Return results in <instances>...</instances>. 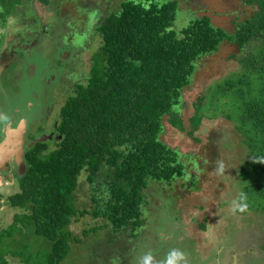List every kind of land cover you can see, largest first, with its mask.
I'll return each instance as SVG.
<instances>
[{"label": "trees", "instance_id": "trees-1", "mask_svg": "<svg viewBox=\"0 0 264 264\" xmlns=\"http://www.w3.org/2000/svg\"><path fill=\"white\" fill-rule=\"evenodd\" d=\"M24 1L31 3L0 0V37L10 19L21 18L25 11L33 14L29 7L21 11ZM37 1L44 7L51 5V0ZM242 2L254 10L236 24L233 33L213 26L207 16L176 29V0L122 2L119 11L104 18L96 27L99 43L89 60L86 83L74 86L60 109L51 139H27L22 173L11 159L17 165L14 178L19 192L8 196L6 203L22 213L0 230V264H8V258L22 264H66L73 259V249L104 229L126 247L141 235L150 234L159 241V232L148 227L144 215L150 206L146 191L150 183L171 184L183 178L186 169L180 153L160 139L164 119L194 142H199L194 133L204 118L221 114L233 122L249 149L241 174L244 184L253 181L243 189L244 195L255 194L248 210L264 214V0ZM3 41L0 38V47ZM253 41L255 47L246 51ZM222 44L237 48L240 56L229 59L241 71L216 81L208 95L197 98L187 132L179 117L183 92L192 85L197 63L216 54ZM8 71L0 69L2 84ZM0 158L10 162V156ZM83 183L91 192L89 208L76 202ZM85 217L104 223L75 234L71 226ZM201 230L207 231L205 225ZM21 238L42 239L37 245L44 243L47 249L31 253L1 247L2 240L18 243ZM173 249L179 257L177 248ZM163 255L165 264H180L167 262L168 253Z\"/></svg>", "mask_w": 264, "mask_h": 264}, {"label": "rangeland", "instance_id": "rangeland-1", "mask_svg": "<svg viewBox=\"0 0 264 264\" xmlns=\"http://www.w3.org/2000/svg\"><path fill=\"white\" fill-rule=\"evenodd\" d=\"M33 1H24L23 7H19L25 11L31 4L33 14L25 11L21 18L10 19L5 35L0 37L4 40L0 69L10 70L3 84L0 77V156L6 160V155H10L8 164L0 158V230L12 223L15 214L22 213L6 203L8 196L19 192L14 178L17 165L11 159L20 168L18 173H22L20 152L29 145L26 139H48L74 86L86 83L89 60L99 43L96 27L108 14L119 11L122 2L141 0H51L49 8ZM176 1V29L194 18L207 16L213 26L233 33L236 24L249 18L254 10L242 0ZM34 12L37 15L33 16ZM255 45L253 41L245 50L251 51ZM2 51L8 54L1 63ZM12 55L13 59H7ZM232 55L240 56L237 48L222 44L216 54L197 63L196 75L183 92L184 105L179 110L187 132L197 98L208 95L216 81L241 71L237 62L229 59ZM233 115L236 117V113ZM163 124L160 139L180 153L186 169L183 178L171 184L150 183L146 191L150 206L144 209V215L146 222L159 232V241L150 234L141 235L126 247L119 244V237L115 239L109 229H104L73 249V259L69 258L66 264H165L164 253H168L167 262L177 260L180 264H264V214L254 208L248 210L255 194L244 195L243 189L246 184L251 187L249 183L253 181L244 184L241 174L249 149L235 124L221 114L213 119L204 118L194 133L199 142H194L186 132L172 129L166 119ZM90 196L89 186L81 184L77 204L91 207ZM241 207L244 210L238 213ZM103 223L101 219L85 217L70 229L80 234ZM204 225L206 232L201 230ZM33 240H2L1 247L31 253L47 249L44 243L38 247L37 241L41 243L42 239ZM173 248H177L179 257L172 252ZM142 256L149 259L143 260ZM8 264L22 263L8 258Z\"/></svg>", "mask_w": 264, "mask_h": 264}, {"label": "flooded vegetation", "instance_id": "flooded-vegetation-1", "mask_svg": "<svg viewBox=\"0 0 264 264\" xmlns=\"http://www.w3.org/2000/svg\"><path fill=\"white\" fill-rule=\"evenodd\" d=\"M7 38H8V37H7ZM8 40H10V38H8ZM8 43H13V41H8ZM2 53H4V56H3V58H2L1 63L5 60V58H6L5 56H7L8 52L6 53V52H3V51H2ZM2 53H1V54H2ZM7 59H10V60L13 59V55H12V56H9ZM25 136H26V135H25ZM26 140H27V139H26ZM8 163H9V162H8ZM7 174H8V173H7ZM220 239H222V238H220ZM170 261H171V260H170ZM170 263H171V262H170Z\"/></svg>", "mask_w": 264, "mask_h": 264}, {"label": "water", "instance_id": "water-1", "mask_svg": "<svg viewBox=\"0 0 264 264\" xmlns=\"http://www.w3.org/2000/svg\"><path fill=\"white\" fill-rule=\"evenodd\" d=\"M48 139H51V137L49 136ZM38 141H39V140H36L35 142H38ZM2 151H3V147H1V149H0V153H1ZM20 154H21V155H20V159H21L22 152H20ZM9 156H10V155H6V159H7V158L9 159ZM6 161H7V160H6Z\"/></svg>", "mask_w": 264, "mask_h": 264}, {"label": "crops", "instance_id": "crops-1", "mask_svg": "<svg viewBox=\"0 0 264 264\" xmlns=\"http://www.w3.org/2000/svg\"><path fill=\"white\" fill-rule=\"evenodd\" d=\"M31 2H34L33 0H31ZM40 4V3H39ZM32 5H34L33 3H32ZM41 5V4H40ZM42 6V5H41ZM29 8H31V4H30V6H29ZM35 15H37V13L36 12H34V16ZM36 17H38V16H36ZM148 227H150V228H152L153 229V224H149V226ZM149 228V229H150ZM144 260V259H143Z\"/></svg>", "mask_w": 264, "mask_h": 264}, {"label": "clouds", "instance_id": "clouds-1", "mask_svg": "<svg viewBox=\"0 0 264 264\" xmlns=\"http://www.w3.org/2000/svg\"><path fill=\"white\" fill-rule=\"evenodd\" d=\"M244 209L241 207L240 209H239V211H243Z\"/></svg>", "mask_w": 264, "mask_h": 264}]
</instances>
